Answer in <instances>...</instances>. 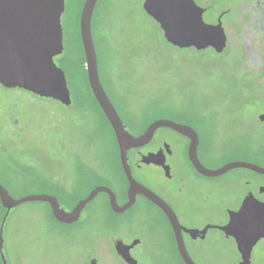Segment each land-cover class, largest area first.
<instances>
[{
	"label": "rangeland",
	"instance_id": "374dc122",
	"mask_svg": "<svg viewBox=\"0 0 264 264\" xmlns=\"http://www.w3.org/2000/svg\"><path fill=\"white\" fill-rule=\"evenodd\" d=\"M84 1L65 0L64 48L54 57L65 70L68 62L78 69L83 62L79 17ZM142 2L98 0L91 22L100 80L126 129L137 134L159 118L203 123L209 132L200 154L210 169L242 160L264 167V121L257 118L264 112L261 69L247 66L234 43L221 54L172 46ZM77 73L86 102L81 105L0 84V183L13 198L50 194L68 211L95 186L122 187L114 135L89 95L83 70ZM162 138L175 144V165L187 172L182 139L169 130L158 128L147 148ZM138 177L154 188L163 185L162 172L154 165H142ZM244 180L251 183L246 186ZM259 180L260 175L240 168L196 178L195 203L201 211L207 204L205 210L213 216L209 212L183 223L193 228L224 224L227 190L241 198L247 190L256 193ZM237 203L233 200L231 206ZM48 208L45 202H26L9 211L3 228L8 264H84L92 256L98 264H125L108 244L112 234L125 242L140 241L131 249L138 264H181L167 223L144 202L112 213L99 193L74 224L51 218ZM3 214L0 207L1 218ZM192 252L198 264H240L234 239L216 228L192 243ZM250 260L264 264V238Z\"/></svg>",
	"mask_w": 264,
	"mask_h": 264
},
{
	"label": "water",
	"instance_id": "95a60500",
	"mask_svg": "<svg viewBox=\"0 0 264 264\" xmlns=\"http://www.w3.org/2000/svg\"><path fill=\"white\" fill-rule=\"evenodd\" d=\"M98 0H85L79 17V35L84 54V66L91 93L110 124L118 146L119 159L128 180V200L122 206L116 203L110 188L98 185L78 200L71 210L60 206L57 198L50 194L27 195L13 198L0 183V204L5 212L0 221V258L2 264H8L3 253V228L9 211L26 202H45L49 205L53 218L65 224L76 222L85 206L98 193L108 194L110 207L115 213L128 209L141 194L160 207L168 216L178 249L185 264H195L189 256L182 237V230L195 237L202 236L209 228L221 230L234 239L241 256L240 264H249L253 246L264 237V203L248 194L236 211H229V220L224 225L208 224L202 229L182 227L173 210L154 192L137 182L131 173L127 161V151L148 144L155 131L169 127L189 138L188 159L202 175L214 177L231 169L246 168L264 174V168L245 161H232L217 169L204 167L197 157L198 136L189 125L167 118L153 120L144 131L134 136L125 128L115 106L108 97L99 76L98 58L94 46L91 22ZM142 8L162 31L165 41L177 48L204 50L212 47L220 52L225 37L217 25L206 23L202 18V9L194 0H143ZM65 9V0H0V84L7 88H22L40 97L58 100L64 105L72 102L65 71L56 65L54 57L63 52V28L61 15ZM264 119V115H260ZM144 164L163 165L162 151L149 152L141 156ZM133 245V244H132ZM120 240L115 242L117 253L128 263L137 264L131 257L129 248ZM90 264H96L92 260Z\"/></svg>",
	"mask_w": 264,
	"mask_h": 264
},
{
	"label": "flooded vegetation",
	"instance_id": "af4514ba",
	"mask_svg": "<svg viewBox=\"0 0 264 264\" xmlns=\"http://www.w3.org/2000/svg\"><path fill=\"white\" fill-rule=\"evenodd\" d=\"M194 2L202 9L203 20L208 24L219 26L223 32L224 37H225V44H224L223 49L220 52H216V50L212 47H208V48L212 49L213 51H215L218 54H221L227 50V48L229 47V44L234 43L239 48L241 54L244 56V59H245V62L247 63V66L256 67V68L261 69L258 79L260 78L259 83L264 86V0H194ZM106 93H107V91H106ZM107 95L110 98V100L112 101L113 105L115 106V108H116L120 118L122 119L123 123L125 124V122H124L123 118L121 117L114 101L111 99V97L109 96L108 93H107ZM69 105H71V104H69ZM260 115H264V112H258L257 113V118L260 121H264V119L260 118ZM105 120H106V118H105ZM175 122L185 124V125H189L196 131L197 136H198L197 157H198L200 163L204 167L210 169L205 164V162L202 160L201 154H200L201 148H203V145H204V143H203L204 138L207 135V133L209 132L208 131L209 128L206 127V125L203 123L191 125L187 122H179V121H175ZM14 123H15V125H18L17 120H15ZM107 123H108V121H107ZM109 126H110V124H109ZM110 128H111V126H110ZM163 128L169 130L171 133L175 134L178 138L182 139L181 145H180V147L182 149V161L185 162L187 164V166H189V170L187 172H182L176 167V165H175V162H176L175 152L176 151H175V144L173 142H171L165 138H162L161 140H159V143L157 144V146L152 147V148H147V146L150 145L154 139V135H155V133H154L151 141L148 144H146L142 147H139V148H131L127 151V161H128L129 166H130L132 176L137 182H139L140 184H142L143 186H145L146 188H148L152 192H154L159 198H161L173 210L179 224L182 227H185L188 229H202L203 227L202 228H193V227L186 226L183 223V221H185L186 219L197 218L198 216H200L202 214H208L209 212H210V215L213 216L210 209L205 210V207L207 206V204L204 205V208L201 211L199 209V205H197V203H195V197L198 196V194L196 191L197 186H196L194 181L196 178H198L200 176L201 177H208V176H205V175H202L201 173H199L196 170V168L192 165L190 160L188 159V153L187 152H188V146L190 143L189 138L186 137L185 135H182V134L176 132L175 130H173L169 127H163ZM144 129L137 134H133V133L132 134L134 136H137V135L141 134L144 131ZM111 130H112V128H111ZM112 134H113V131H112ZM159 150L162 151L163 165H155L152 163L151 164H144L143 162H141V156L143 154H147L149 152H157ZM245 162H248V161H245ZM118 163H119V169H120L122 177H123L122 187L120 189H118V188L114 187L113 185H108V184H102V185L110 188V190L115 195L117 205L122 206L128 200V194H127L128 193V180H127V178L123 172V169H122V166L120 163L119 152H118ZM249 163H251V162H249ZM253 164H255V163H253ZM142 165H154L159 170H161L162 175H163V179H164L163 185L161 188H154V187L146 184L144 181H142L138 177V172L141 169ZM256 165H258V164H256ZM258 166H260V165H258ZM261 167H263V166H261ZM240 169H245V170H248L250 172H253V171L246 169V168H240ZM254 173H256V172H254ZM256 174L261 176V180H259L258 185L255 187L256 193H254L251 190H247L244 192V194L242 195L241 198H238L236 196L235 197L233 196V192L230 188H229L230 190L229 189L227 190L226 202H225V205H222L223 212L226 214V217H227V221L224 224H226L229 220V211L238 210V208L240 207L244 198L248 194H252L257 200L264 203V174H259V173H256ZM250 183L251 182L249 180L243 181V184H245L246 186L249 185ZM101 193H103V195H104L107 210L109 212L115 213L110 207V204H109L110 200H109L108 194H106L104 192H101ZM205 197H206V195H204V198ZM57 200H58V198H57ZM233 200L238 202L234 208L231 206ZM58 202H59V200H58ZM139 202H144L145 204L149 205L150 207H154L155 209H157L159 211L160 217L167 223V227H168L169 232L171 234V237L173 240V246H174L175 251L177 253L178 259L181 262V264H185L183 262L182 258L180 257L179 253H178V249H177V245H176V241H175V236H174L169 218L160 207H158L156 204L151 202L149 199H147L143 195L136 194L135 202L125 211L131 209L132 207L137 205ZM59 204H60V202H59ZM60 206H61V204H60ZM72 207H70L68 209V211L71 210ZM82 211H81V213H82ZM125 211H123V212H125ZM123 212H121V213H123ZM80 216H81V214H80ZM77 221L74 223H77ZM74 223H71V224H74ZM224 224H220V225H224ZM207 231H206V233H207ZM206 233L203 236L200 233H195L196 236L192 237L190 233L182 230V237H183L185 248H186L189 256L191 257V259L194 261L195 264H198V262H197V259L195 258L194 254L192 252V243L196 242L197 240L204 239L206 236ZM223 235L225 237H230V236H226L224 233H223ZM263 238L264 237L260 238L257 241V243ZM118 240H120L125 245H132L133 244L129 248L130 255H131V249L135 245L139 244L140 241L138 239H134L133 241L125 242V241H123V239L118 234H112L108 237V244L111 247V249L113 250V252L115 253V255L118 256L119 259L123 263L131 264V263L126 262L117 253L116 248H115V242ZM254 246H253V248H254ZM253 248H252V250H253ZM252 250H251V254H252ZM239 256H240V254H239ZM131 257L136 261V259L132 255H131ZM250 259H251V255H250ZM92 260H95L96 264H98L96 256L90 257L89 259H87V261L84 264H90ZM239 262H241V256H240ZM137 264H138V262H137Z\"/></svg>",
	"mask_w": 264,
	"mask_h": 264
},
{
	"label": "trees",
	"instance_id": "16d2710c",
	"mask_svg": "<svg viewBox=\"0 0 264 264\" xmlns=\"http://www.w3.org/2000/svg\"><path fill=\"white\" fill-rule=\"evenodd\" d=\"M79 38H80V35H79ZM82 56H83V58H82L83 59V62L80 65L79 69L76 68V67H74L73 65H71L69 62H68L69 65H67V70H65L63 68V70L65 71V74H66V78L68 80V87L70 89V93L72 94V91H73V95H71V98L73 96L72 102H74L76 104H80V105L83 104V103H86L85 100H84V95H83L82 90H81L79 76H78V73H77L78 70L82 69L83 70V73H84L85 83H86V87H87V90L89 92V95L92 97V99L95 102L97 108L100 110L103 118L105 119V117H104L101 109L99 108V106H98L97 102L95 101V99H94V97H93V95L91 93V90L89 88L88 81H87V77H86V70H85V66H84L85 59H84L83 52H82ZM67 75L69 77H67ZM0 207L2 209V213L5 212V209L1 206V204H0ZM48 209H49V215H50V217L53 218V216L51 215L50 208H48ZM0 221H1V217H0ZM0 264H2L1 259H0Z\"/></svg>",
	"mask_w": 264,
	"mask_h": 264
}]
</instances>
